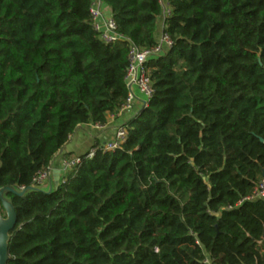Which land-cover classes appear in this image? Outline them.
<instances>
[{
  "label": "trees",
  "instance_id": "obj_1",
  "mask_svg": "<svg viewBox=\"0 0 264 264\" xmlns=\"http://www.w3.org/2000/svg\"><path fill=\"white\" fill-rule=\"evenodd\" d=\"M105 2L118 34L157 46L162 0ZM168 3L172 45L121 148L98 141L51 193L6 194L8 264H264V0ZM91 5L0 0V190L30 188L129 96V42L105 44Z\"/></svg>",
  "mask_w": 264,
  "mask_h": 264
},
{
  "label": "built area",
  "instance_id": "obj_2",
  "mask_svg": "<svg viewBox=\"0 0 264 264\" xmlns=\"http://www.w3.org/2000/svg\"><path fill=\"white\" fill-rule=\"evenodd\" d=\"M101 1L102 0H92L91 5L92 25L94 30L99 34L100 39L105 44H112L120 40H127L129 42V66L127 70L126 81L130 93L125 104L117 111V113L107 116V121L108 117H111V120L115 121L121 117H124L126 114H129L133 110L134 104L137 100L135 89H137L142 96V108L148 107L149 102L153 97V87L146 64L151 58L162 56L164 51L171 47L172 41L163 32L155 48L149 50L138 47L133 42L117 33V27L113 17L106 19L103 16ZM162 4L163 17L165 19V17L170 14V8L167 0H162ZM106 125L107 123L105 125L95 124L93 126L97 129H103L106 127ZM127 134L128 129L125 124L117 126L115 129L114 138L107 142L103 146V149L105 151H115L121 148L127 138ZM95 153L96 149L92 148L86 154V158L92 159L95 156ZM81 163V156H72L70 158L61 157L54 166H52L51 162L46 169H43L41 172H39L33 179L32 186L42 187L45 184H49L50 179L54 177L55 170L60 172L59 182L64 183L66 174L75 167L81 165ZM19 190L23 191L25 188L22 187L19 188ZM250 200H264V178L255 187ZM197 243L199 244V242ZM202 263L213 264L211 258L207 255L205 256Z\"/></svg>",
  "mask_w": 264,
  "mask_h": 264
},
{
  "label": "crops",
  "instance_id": "obj_3",
  "mask_svg": "<svg viewBox=\"0 0 264 264\" xmlns=\"http://www.w3.org/2000/svg\"><path fill=\"white\" fill-rule=\"evenodd\" d=\"M101 6H102L101 8H102L103 16L106 19L111 18L112 12L110 7L106 4L105 0L101 1ZM164 22L165 20L163 16L158 19V30L156 33V38L158 41L160 40L163 34ZM135 93L137 100L134 104L133 110L129 114H126L124 117H121L115 121H112L111 117H108L107 125L103 129H97L93 125H85L80 127L71 137L70 143L64 148V153L72 154L71 157L81 156L89 152L98 141L102 146H104L107 142L111 141L114 138L116 127L119 125H124L131 119H134V117L138 116L141 110L143 109L142 96L137 89H135ZM88 140L92 141V143L88 144V149L82 150L81 149L82 143L87 142ZM70 146H73V148H71ZM60 158L57 159V162ZM48 187L49 184L47 185V188Z\"/></svg>",
  "mask_w": 264,
  "mask_h": 264
},
{
  "label": "water",
  "instance_id": "obj_4",
  "mask_svg": "<svg viewBox=\"0 0 264 264\" xmlns=\"http://www.w3.org/2000/svg\"><path fill=\"white\" fill-rule=\"evenodd\" d=\"M64 153V148L58 152V154L52 160V166L57 162ZM60 172L58 170L54 171V177L49 181V187L44 189L41 187L31 186L28 189L20 191L15 187H7L0 190V201L2 207L5 211L6 217H3L0 212V264H8L9 261V241L11 237V232L15 229L17 225V213L12 204V202L6 197L7 193H13L19 196H24L29 190L43 191L51 193L55 187L59 185Z\"/></svg>",
  "mask_w": 264,
  "mask_h": 264
},
{
  "label": "rangeland",
  "instance_id": "obj_5",
  "mask_svg": "<svg viewBox=\"0 0 264 264\" xmlns=\"http://www.w3.org/2000/svg\"><path fill=\"white\" fill-rule=\"evenodd\" d=\"M91 143H92V141H89V140H88L87 142H83V143H82V148H81V149H82V150L88 149V144H91ZM70 147L73 148V146H70ZM47 185H48V184H45V185L42 186L41 188H44V189H45V188H47Z\"/></svg>",
  "mask_w": 264,
  "mask_h": 264
}]
</instances>
